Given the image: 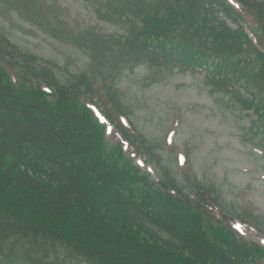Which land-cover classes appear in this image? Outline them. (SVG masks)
Here are the masks:
<instances>
[{
  "label": "trees",
  "instance_id": "obj_1",
  "mask_svg": "<svg viewBox=\"0 0 264 264\" xmlns=\"http://www.w3.org/2000/svg\"><path fill=\"white\" fill-rule=\"evenodd\" d=\"M109 1L130 21L119 64L179 62L208 75L236 67L221 91L264 120V4L238 0L252 14L255 44L227 0ZM87 41L80 46L93 54ZM7 66L0 57V239L60 243L96 264H264V249L169 194L174 183L155 185L120 148L110 162L79 85L49 96L33 80L12 83Z\"/></svg>",
  "mask_w": 264,
  "mask_h": 264
},
{
  "label": "rangeland",
  "instance_id": "obj_2",
  "mask_svg": "<svg viewBox=\"0 0 264 264\" xmlns=\"http://www.w3.org/2000/svg\"><path fill=\"white\" fill-rule=\"evenodd\" d=\"M91 2L0 0V41L9 40L17 46L4 50L6 56L21 51L32 57L33 66L53 70L67 81L91 69L80 46L91 39L92 46L100 50L95 55L104 73L108 76L109 70L112 76L115 99L137 133L144 136V143L155 152L157 160L149 161L153 178H162L165 170L187 192H199L205 204L218 200L223 211L220 214L233 222L238 216L247 219L259 232L247 225L246 238L264 244V154L255 150L264 152V144L263 139L247 131L255 116L240 114V121L231 102L210 96L199 77L146 66L128 67L119 73L110 69L108 62L123 49L122 39L129 28L112 18L100 19L107 10L97 11ZM42 17L50 18V22L45 23ZM73 34L79 39H72ZM103 43L110 45L106 48ZM170 131L174 132L171 147L166 144ZM178 154L185 156L184 166L179 165ZM6 242L25 260L7 256L0 249V264H96L58 243L32 246L18 238Z\"/></svg>",
  "mask_w": 264,
  "mask_h": 264
}]
</instances>
